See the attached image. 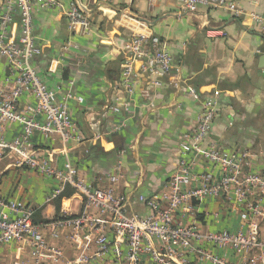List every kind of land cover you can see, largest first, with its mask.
Here are the masks:
<instances>
[{"label": "crops", "instance_id": "crops-1", "mask_svg": "<svg viewBox=\"0 0 264 264\" xmlns=\"http://www.w3.org/2000/svg\"><path fill=\"white\" fill-rule=\"evenodd\" d=\"M60 1L79 3L88 24L71 28L62 11L35 10L33 36L41 54L32 66L56 93L58 102L67 101L80 140L48 139L35 132L31 143L37 158L51 160L62 171L72 166L77 177L94 187H112L117 195H126L130 213L149 216L151 210L141 197L166 206L171 196L169 184L182 158L193 162L194 180L187 191L199 189V177L206 172L218 176L212 164L193 154L183 156L180 148L196 126L202 102L214 97L219 112L210 141L225 151L249 152L245 172H264V21L257 24L251 17L252 13L264 17V0H226L237 5L239 15L205 6L189 13L177 0ZM3 7L0 0V15ZM21 22V15L15 13L12 31L16 39ZM218 28L226 31L225 38L207 36L209 29ZM133 35L168 41L173 68L158 88H153L151 78L138 69L130 111L113 113L107 107L119 94L122 49ZM8 74L2 61L0 80L4 82ZM145 90L150 91V98L142 93ZM192 90L197 97L190 94ZM19 105L21 109L35 106L36 100L24 94ZM22 132L17 123H6L0 129V152L5 153L0 162V196L32 208L49 248L61 251L62 256L56 258L48 251L39 254L30 245L10 243L0 246V264H77L82 255L90 264H133L126 244L117 245L121 260L113 248L107 255H97V240L102 234L112 243L115 240L108 228L109 214L87 206L71 186H65L53 199L61 182L21 165L16 151L3 149V143H14ZM113 176L115 183L111 182ZM193 207V214L179 211L175 223L188 226L195 222L204 234L244 229L239 211L224 196L194 201ZM84 213L91 220L85 226L59 227L54 236L50 223L76 219ZM100 224L103 226L98 230ZM259 227L264 240V219ZM153 242L160 246L159 241ZM206 248L231 262H241V255L231 250ZM189 260L190 264H201L194 255ZM138 264L156 263L152 255L143 254ZM257 264H264V260Z\"/></svg>", "mask_w": 264, "mask_h": 264}, {"label": "built area", "instance_id": "built-area-1", "mask_svg": "<svg viewBox=\"0 0 264 264\" xmlns=\"http://www.w3.org/2000/svg\"><path fill=\"white\" fill-rule=\"evenodd\" d=\"M186 11L195 13L199 7L224 8L239 15L237 5L226 0H177ZM3 13L0 15V63L5 61L8 75L4 82L0 80V129L6 123L22 125L23 132L12 144H2L4 150H14L21 157V165H27L46 176L61 182L62 186L52 198H56L65 186H71L85 199L87 206L98 208L103 214H109L110 230L115 236L112 243L108 236L102 234L97 243L100 250L97 255L104 256L111 248L118 260L123 255L117 245L126 244L128 258L138 264L141 255L150 254L156 264H190L189 256L194 255L199 263L211 264H257L264 260V240L261 237L259 221L264 219V172H245V165L250 153L240 150L225 151L216 142L210 141L215 119L218 115V102L208 97L202 102L197 116L196 126L187 134L180 148L183 156L193 154L206 163L212 164L219 171L218 176L206 172L199 177L202 186L197 190L187 191L194 180L193 162L182 158L178 170L171 178V196L166 206H161L154 199L141 200L149 207L151 214L140 217L128 209L126 195H117L111 187L96 188L85 179L76 175L75 169L68 165L65 171L53 166L51 160L37 158L31 138L35 132H41L46 138L59 136L63 141L80 140L76 124L69 113L67 101L58 102L54 91L41 81L32 61L41 54L33 36V14L37 9H54L64 13L71 28L88 22L76 1L68 5L60 0H3ZM21 15L20 37L13 36L15 13ZM252 20L262 24L264 17L251 14ZM207 36L212 39L225 38L224 29H209ZM123 64L119 94L114 97L107 109L113 113L130 111L135 96V83L138 69L151 78L152 87L163 85L164 79L173 68V57L169 43L158 36L146 37L133 35L122 49ZM150 91L145 90L150 98ZM24 94L32 95L35 106L20 108V98ZM197 97L194 90L190 91ZM144 96V95H143ZM145 97V96H144ZM5 153L0 152V162ZM116 176L111 177L115 183ZM224 196L240 213L244 229L231 233L228 231L204 234L195 224L183 226L175 223L179 211L194 213L193 202H203L206 198ZM35 211L21 201H8L0 196V246L10 243H22L34 248L41 254L50 252L60 258L61 251L49 248L40 227L34 220ZM84 215L76 219L58 220L49 224L57 235L59 227L81 229L88 222ZM103 224L97 226L100 230ZM154 240L159 241L156 247ZM209 245L219 250H231L241 255V262L234 263L206 248ZM262 255H259V254ZM247 256V260L243 257ZM77 264H90V259L82 255Z\"/></svg>", "mask_w": 264, "mask_h": 264}]
</instances>
